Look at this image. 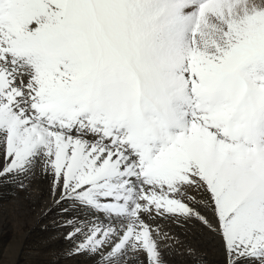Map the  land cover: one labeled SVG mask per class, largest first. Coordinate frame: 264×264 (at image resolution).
<instances>
[{"label":"snow or ice","instance_id":"6c2138e0","mask_svg":"<svg viewBox=\"0 0 264 264\" xmlns=\"http://www.w3.org/2000/svg\"><path fill=\"white\" fill-rule=\"evenodd\" d=\"M37 174L68 257L203 264L158 222L196 220L264 264V0H0V181Z\"/></svg>","mask_w":264,"mask_h":264},{"label":"rangeland","instance_id":"374dc122","mask_svg":"<svg viewBox=\"0 0 264 264\" xmlns=\"http://www.w3.org/2000/svg\"><path fill=\"white\" fill-rule=\"evenodd\" d=\"M2 182V181H0ZM10 182H2L0 183V211L1 209H3L6 205V207L8 208L7 211H10V216L14 215L13 216V221L15 222L14 223V227H13V230L12 232L15 234L14 235V238H15V241H16V246L13 248V253H12V258L14 257L15 258V264H27L26 263V259H28V255L31 254L32 252L35 253L38 248H40V244H39V236H41L39 233H36L37 232V226L38 224L40 225V223H45V228L44 229H47L49 230V232L46 234L44 233V235H42L43 237V241L44 243L42 244V248H40L39 251H43L45 248L46 250H49V249H52V250H49V251H45V252H41V254H44L46 256V260L44 262H40L37 260V264H57L58 261L56 262H52V260L58 256V255H61L62 258L64 257L66 259V261H64L63 263H58V264H94V261L92 259H89L87 256L85 255H82L79 257L78 256H71V257H68L65 255V252L66 250L71 246V242L70 241H67L64 239V236L61 237L60 239L62 240V243H64L63 246H59L60 245V242L58 240V242H53L51 245L49 244V239L45 238V236H50L56 241L57 238L55 237L56 233L58 235H61V234H66V232L68 231L67 228H64L65 230L63 232L61 231H58V232H51L50 229L48 228V226L50 228H55L57 229L59 227V224L61 222V218H58V219H55V218H50V219H47L45 217H43L40 222L36 223V225H34V229H31L29 232H28V235H24L25 234V218H23L22 216L25 217V212L22 214H18V212H15L13 211L14 210V207H11L9 206L10 204H12V200H13V203L15 204V207L17 209H19V206L20 204L23 202V205L25 206V197H23V195L25 194L24 190L25 189H20V188H17L16 185L13 183H10ZM15 185V186H14ZM9 187V188H7ZM8 189V191H7ZM12 190V191H11ZM15 190L17 192H15ZM23 190V191H22ZM10 191V192H9ZM14 191V192H13ZM4 192V193H3ZM22 192V193H21ZM17 194V195H16ZM22 194L21 197L24 198H19L18 195L20 196ZM13 195V197H12ZM4 196V197H3ZM16 196V197H15ZM5 198V199H3ZM21 199L22 202L20 203V201L18 200ZM9 199V200H8ZM18 200L19 202L15 201V200ZM3 203V205H2ZM20 203V204H19ZM18 204V205H17ZM2 205V206H1ZM22 205V204H21ZM10 209V210H9ZM13 213H12V211ZM25 211V210H24ZM17 213V214H16ZM20 213V212H19ZM2 213L0 212V216ZM21 215V216H20ZM17 217H22V220L19 221ZM65 217H63L64 219ZM16 220V221H15ZM39 221V220H38ZM16 224V225H15ZM199 226H201L202 228L204 227L199 221H197V223ZM180 225V226H179ZM0 226H1V223H0ZM19 226V227H18ZM54 226V227H53ZM162 227H164L166 230L170 231L171 234L177 236L180 238V240H182L184 242L185 245H187V239L190 241L192 247L198 249L201 254H202V261H203V264H224V260H225V257H224V250H223V247L221 248L222 246V243H220V238L216 235H214L213 233L209 232L207 229V238L205 239H202L201 242H198L193 236L192 237H189V235L187 234V223H176V222H171V223H166L164 225H161ZM2 227V226H1ZM0 227V228H1ZM57 227V228H56ZM3 228V227H2ZM205 228V227H204ZM67 229V230H66ZM2 230L6 231L7 230V226H5L3 229H0V232H2ZM18 233V234H17ZM51 233V234H50ZM61 233V234H60ZM55 234V235H54ZM24 235V236H23ZM54 235V236H52ZM210 235V236H209ZM213 238V239H212ZM192 239V240H191ZM210 239V240H208ZM36 240V241H35ZM65 240V241H64ZM205 240V241H204ZM212 240V241H211ZM35 241V242H34ZM32 242V243H31ZM38 242V243H36ZM0 243H1V240H0ZM56 243V244H54ZM210 243V244H209ZM218 243V244H217ZM59 244V245H58ZM217 244V245H216ZM36 245V247H35ZM207 245V246H206ZM6 247H8V243H6ZM53 247V248H52ZM55 247V248H54ZM179 247V246H177ZM203 247V248H202ZM21 248V250H20ZM3 249H6V248H3ZM2 249L3 251V254H4V250ZM43 249V250H42ZM54 249V250H53ZM65 249V250H64ZM29 250V251H28ZM57 250V252H56ZM60 250V251H59ZM53 253H57V254H53ZM59 251V252H58ZM62 251V252H61ZM23 252V253H22ZM61 252V253H60ZM22 254H23V258H22ZM39 254V255H41ZM51 254V255H50ZM64 254V255H62ZM219 254V255H217ZM50 255V256H48ZM208 256V258H207ZM53 257V259L51 258ZM207 258V259H206ZM215 258V259H214ZM25 259V260H24ZM50 259V260H49ZM81 259V260H80ZM140 259H144L143 256L140 257ZM166 259L168 260V264H191L190 262L191 261H188L189 259L186 257V256H183V255H180L179 253H172L170 255H167L166 256ZM211 259V260H209ZM69 260H74L72 263H68V262H71ZM216 261V262H215ZM67 262V263H66ZM206 262V263H205ZM30 263L32 264H36L35 263V259L31 260ZM129 264H136V260L135 258H133L132 260H129Z\"/></svg>","mask_w":264,"mask_h":264},{"label":"bare ground","instance_id":"6f19581e","mask_svg":"<svg viewBox=\"0 0 264 264\" xmlns=\"http://www.w3.org/2000/svg\"><path fill=\"white\" fill-rule=\"evenodd\" d=\"M2 183V182H0ZM10 184V183H9ZM13 184V183H12ZM15 186V185H14ZM9 188V187H7ZM50 188H51V185H50V178H47V177H43L39 174H37L34 178L31 179L30 181V184H29V187L27 189H25L24 191V195L23 197H25V200L22 196V194L18 197L19 198H23L24 202H25V206L23 205V202L21 199L18 198V200L20 201V206H19V209H17L15 207V204L13 203V200H12V204H10L9 206L11 207H14V210L15 212H18V214H23L25 212V217L22 216L23 218H25V236L28 235V232L31 230V229H34V225H36V223L40 222V220L45 217L47 219H50V218H55V219H58V218H61V221L63 220V217L64 215L61 214L60 212V206L59 205H55L53 203V200H52V197H51V194H50ZM8 191V189H7ZM12 191V190H11ZM18 191V190H17ZM15 190V192H17ZM23 191V190H22ZM10 192V191H9ZM14 192V191H13ZM4 193V192H3ZM22 193V192H21ZM1 194V193H0ZM17 195V194H16ZM4 197V196H3ZM13 197V195H12ZM16 197V196H15ZM5 199V198H3ZM9 200V199H8ZM15 200V199H14ZM18 200H15L17 202H19ZM3 205V203H2ZM1 205V206H2ZM7 205V204H6ZM1 209V215L0 216V223H1V226L4 228L5 226H7V230L0 232V240H1V243H0V264H15V258L13 257L12 258V251H13V248L16 246V241H15V238H14V233L12 232L13 230V227H14V221H13V216L15 215H12L10 216V211H7L8 208L6 207ZM18 205V204H17ZM8 206V205H7ZM201 208V211L208 217H212V212L211 210H205L204 209V206L201 205L200 206ZM10 210V209H9ZM25 210V211H24ZM12 211V210H11ZM12 211V213H13ZM20 212V213H19ZM17 214V213H16ZM16 216V215H15ZM21 216V215H20ZM22 217H17L19 221L22 220ZM39 220V221H38ZM16 221V220H15ZM161 225H164L166 223H171L173 221L171 220H164V219H160L158 221ZM197 221L196 220H192L190 222L187 223V234L189 235V237H194L198 242H201L202 239H205L207 238V230L206 228H202L201 226H199L198 224H196ZM16 225V224H15ZM0 226V227H1ZM180 226V225H179ZM0 228V229H3V228ZM19 227V226H18ZM54 227V226H53ZM45 228V223H40V225L38 224L37 226V232L36 233H39L41 236H39V244H40V248H42V244L44 243L43 241V237L42 235H44V233L46 234V232L48 233L49 230L47 229H44ZM48 228L50 229L51 232H58V231H61L63 232L65 229L63 227L60 226L59 224V227L57 229L55 228H50L48 226ZM67 230V229H66ZM18 234V233H17ZM51 234V233H50ZM61 234V233H60ZM23 235V236H24ZM55 235V234H54ZM52 235V236H54ZM64 234H61V235H58L56 233L55 237L57 238V240L55 241L51 235L50 236H45V238L49 239V244L51 245L53 242H60V245L59 246H63L65 242L62 243V240L60 239L61 237H63ZM210 236V235H209ZM213 239V238H212ZM192 240V239H191ZM210 240V239H208ZM36 241V240H35ZM34 241V242H35ZM65 241V240H64ZM205 241V240H204ZM212 241V240H211ZM6 243H8V247H6ZM32 243V242H31ZM38 243V242H36ZM42 243V244H41ZM221 243V242H220ZM56 244V243H54ZM210 244V243H209ZM218 244V243H217ZM216 244V245H217ZM187 245H191L190 241L187 239ZM207 246V245H206ZM36 247V245H35ZM3 248H6V249H3ZM40 248H38V250L35 252V253H31L29 254L27 257L28 259H26V263L27 264H31L30 261L35 259V263L37 264V260L40 261V262H44L47 258L44 254H41V252H45V251H49V250H52V249H49V250H46V248L43 250V251H39ZM53 248V247H52ZM55 248V247H54ZM203 248V247H202ZM222 248V246H221ZM2 249L4 250V254H3V251ZM21 250V248H20ZM54 250V249H53ZM65 250V249H64ZM29 251V250H28ZM60 251V250H59ZM58 251V252H59ZM67 251V250H66ZM203 251V250H202ZM201 251V252H202ZM52 252V251H51ZM57 252V250H56ZM62 252V251H61ZM60 252V253H61ZM23 253V252H22ZM53 253V252H52ZM41 254V255H39ZM54 255L57 254V253H53ZM204 254V253H202ZM51 255V254H50ZM48 255V256H50ZM58 255V254H57ZM64 255V254H62ZM219 255V254H217ZM82 256V255H80ZM79 257V256H78ZM22 258H23V254H22ZM51 258V257H50ZM208 258V256H207ZM206 258V259H207ZM53 259V257L51 258ZM203 259V257H202ZM215 259V258H214ZM25 260V259H24ZM50 260V259H49ZM81 260V259H80ZM211 260V259H209ZM58 261V263H63L64 261H66V259L61 255H58L56 256L52 262H56ZM71 262H68V263H72L73 261L72 260H69ZM190 261V260H188ZM212 261V260H211ZM225 261V260H224ZM216 262V261H215ZM57 263V264H58ZM65 263V262H64ZM67 263V262H66ZM192 264V262H190ZM206 263V262H205ZM22 264V263H21ZM33 264V263H32ZM92 264V262H91ZM225 264V262H224Z\"/></svg>","mask_w":264,"mask_h":264}]
</instances>
